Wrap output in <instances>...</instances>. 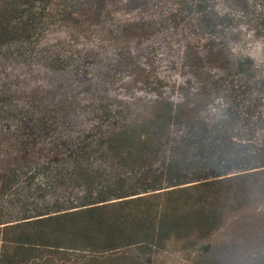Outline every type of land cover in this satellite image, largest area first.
<instances>
[{
    "label": "trees",
    "instance_id": "16d2710c",
    "mask_svg": "<svg viewBox=\"0 0 264 264\" xmlns=\"http://www.w3.org/2000/svg\"><path fill=\"white\" fill-rule=\"evenodd\" d=\"M0 264H264V0H0Z\"/></svg>",
    "mask_w": 264,
    "mask_h": 264
}]
</instances>
